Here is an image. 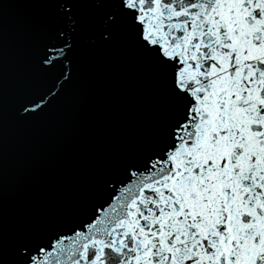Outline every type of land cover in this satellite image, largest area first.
Returning a JSON list of instances; mask_svg holds the SVG:
<instances>
[{
    "label": "snow or ice",
    "instance_id": "snow-or-ice-1",
    "mask_svg": "<svg viewBox=\"0 0 264 264\" xmlns=\"http://www.w3.org/2000/svg\"><path fill=\"white\" fill-rule=\"evenodd\" d=\"M0 264H264V0H0Z\"/></svg>",
    "mask_w": 264,
    "mask_h": 264
}]
</instances>
